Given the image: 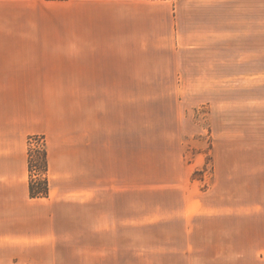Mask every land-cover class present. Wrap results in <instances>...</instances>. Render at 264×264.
Returning <instances> with one entry per match:
<instances>
[{
    "label": "crops",
    "instance_id": "1",
    "mask_svg": "<svg viewBox=\"0 0 264 264\" xmlns=\"http://www.w3.org/2000/svg\"><path fill=\"white\" fill-rule=\"evenodd\" d=\"M190 1L0 0V264H264L259 1L256 29L233 26L244 12L233 0L185 26L204 12ZM169 67L176 99L209 101L214 181L201 190L183 165L138 204V82L169 84L158 75ZM36 134L39 197L28 187ZM235 219L241 235L217 234Z\"/></svg>",
    "mask_w": 264,
    "mask_h": 264
},
{
    "label": "rangeland",
    "instance_id": "2",
    "mask_svg": "<svg viewBox=\"0 0 264 264\" xmlns=\"http://www.w3.org/2000/svg\"><path fill=\"white\" fill-rule=\"evenodd\" d=\"M176 2V0H169ZM213 0H194L190 1L198 8V12L203 10L202 14H198L196 22L186 18L185 26L195 27L204 26L200 22H207V17L210 18L208 6ZM223 1V0H217ZM259 1V30L263 29L264 43V0H233V7L237 4L242 5V19L238 15H233L234 27H248L256 29V7ZM207 2L208 5H205ZM207 7V10H204ZM240 8V7H239ZM263 15V19H262ZM242 20V23H241ZM211 22V20H209ZM183 26V25H182ZM211 27L212 25L209 24ZM211 38V37H209ZM235 39V37H234ZM244 43L251 45L255 41L249 36L244 37ZM261 38L259 36V44ZM234 40V45H236ZM172 56V53H168ZM259 74L264 71V63L260 65ZM157 69H138L140 76L138 79H144L152 76V72ZM158 73L163 79L170 80L171 83H163L151 85L149 83H139L136 99V154H137V187H138V204L144 203L149 187L157 186V182L161 179L172 178L175 172H182V166L186 167L188 172L189 167L193 166L191 179L198 183L201 190L212 186L214 181V151L213 142L216 140L214 130L212 129V117L210 116L209 101H203L188 109V103L185 100L179 101L176 99V84L172 83L175 75V69L172 67L161 69ZM256 70V68H255ZM177 74V73H176ZM161 78V79H162ZM148 79V78H147ZM146 79V80H147ZM154 86L158 92H153L150 96L149 89ZM251 88V86H249ZM263 90L259 89V94ZM238 95L241 94L237 93ZM249 97L256 99V92H250ZM222 103L217 101V104ZM254 122L261 125L264 124V105L260 108L259 114L253 116ZM225 117L220 116L219 124H224ZM37 135V134H36ZM34 136V135H30ZM29 136V137H30ZM28 137V149L32 152V158L40 161V156L37 150L45 148L43 135H38L36 138ZM42 137V138H41ZM264 151V138L259 141ZM47 161V151H46ZM35 163V162H34ZM189 166V167H188ZM29 176L32 182L38 183L46 179V168H40L33 165L31 169L28 166ZM174 178V177H173ZM48 184V182H47ZM145 191V192H144ZM219 234L222 231L223 235L239 236L241 235V222L236 219L232 221V226L224 228L216 227ZM216 230L214 232H216Z\"/></svg>",
    "mask_w": 264,
    "mask_h": 264
},
{
    "label": "trees",
    "instance_id": "3",
    "mask_svg": "<svg viewBox=\"0 0 264 264\" xmlns=\"http://www.w3.org/2000/svg\"><path fill=\"white\" fill-rule=\"evenodd\" d=\"M38 135L30 136L29 138H36ZM42 138V137H41ZM37 154L40 156V161L34 160L32 158V152L30 149H28V166L31 169L33 165L40 168H46L47 167V161H46V150L44 148H41L40 150H37ZM35 162V163H34ZM29 193L31 196L39 197V196H46L48 194V184L47 181H39L38 183L32 182V179L29 180Z\"/></svg>",
    "mask_w": 264,
    "mask_h": 264
}]
</instances>
